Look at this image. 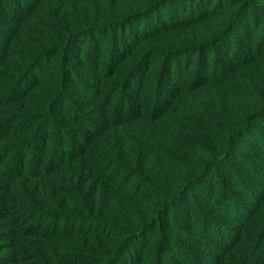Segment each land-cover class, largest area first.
<instances>
[{"label": "trees", "instance_id": "1", "mask_svg": "<svg viewBox=\"0 0 264 264\" xmlns=\"http://www.w3.org/2000/svg\"><path fill=\"white\" fill-rule=\"evenodd\" d=\"M0 264H264V0H0Z\"/></svg>", "mask_w": 264, "mask_h": 264}]
</instances>
